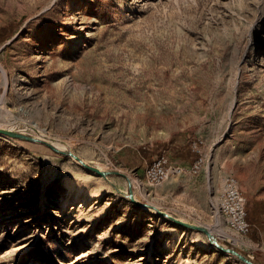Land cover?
<instances>
[{"label": "rangeland", "instance_id": "obj_1", "mask_svg": "<svg viewBox=\"0 0 264 264\" xmlns=\"http://www.w3.org/2000/svg\"><path fill=\"white\" fill-rule=\"evenodd\" d=\"M1 28L0 127L39 141L0 134V264H246L160 211L264 264V0H0ZM194 143L199 175L147 183ZM224 172L260 220L245 249Z\"/></svg>", "mask_w": 264, "mask_h": 264}, {"label": "built area", "instance_id": "obj_2", "mask_svg": "<svg viewBox=\"0 0 264 264\" xmlns=\"http://www.w3.org/2000/svg\"><path fill=\"white\" fill-rule=\"evenodd\" d=\"M197 159L189 164L176 163L169 154H162L145 168V180L149 185L158 186L173 176L194 177L199 175L205 165L206 158L203 147L198 143L192 145ZM133 182L136 178L131 175ZM219 212L226 221L229 232V243L240 249L247 247V239L251 232L248 220L247 197L240 186L238 178L224 172L220 178Z\"/></svg>", "mask_w": 264, "mask_h": 264}, {"label": "water", "instance_id": "obj_3", "mask_svg": "<svg viewBox=\"0 0 264 264\" xmlns=\"http://www.w3.org/2000/svg\"><path fill=\"white\" fill-rule=\"evenodd\" d=\"M0 134L2 135H5V136H8V137H11L13 139H18V140H25V141H31V142H38L39 140L33 138V137H30L28 135H25L23 133H20V132H15V131H12V130H8V129H4L2 127H0ZM52 149H54L56 152H59L61 154H66L64 151H61V150H58L56 147H54L53 145H50L48 144ZM75 159H77L78 161H80V163H82L84 166H86L87 168H89L90 170H93V171H96L97 173H99L100 175H110L111 173L109 172H102L100 169L98 168H94L92 166H89L87 165L83 160L79 159V157L75 156V155H72ZM116 174H119V175H122V176H125L126 178L129 179L130 181V186H131V189H130V197L132 199V202H134L135 204L141 206V207H148L147 204H144V203H141L139 201L136 200L135 198V194H134V189H133V179L130 175H128L127 173H123V172H115ZM160 213L163 215V216H166L168 218H170L171 220L175 221L177 224H180L182 226H185L189 229H194V230H197V231H201V232H204L206 233L210 239L213 241V243L216 244V246L220 247L221 249H223L226 253L228 254H231V255H234L236 257H238L241 261H243L244 263L246 264H255L252 259L250 258H247L246 256H244L243 254L239 253L237 250L235 249H231V248H225L223 246H220L218 244V242L213 238V235L212 233L206 229L205 227H202V226H199V225H193V224H190V223H187V222H184L178 218H175L167 213H164L162 211H160Z\"/></svg>", "mask_w": 264, "mask_h": 264}, {"label": "crops", "instance_id": "obj_4", "mask_svg": "<svg viewBox=\"0 0 264 264\" xmlns=\"http://www.w3.org/2000/svg\"><path fill=\"white\" fill-rule=\"evenodd\" d=\"M185 148H188V150H190V156L187 158H184L182 156H180V150H184ZM169 149H172L171 151L173 152V154L170 156L172 157V160L176 163H181V164H189L194 162L197 158V156L195 155V153L192 150V147H170ZM194 153V154H193ZM261 197H256V199L260 200ZM253 199V198H252ZM254 201V200H253ZM258 205H255L254 202L251 203V207L253 208V210H259L261 203L257 202ZM253 214H249L248 212V220L251 223V232L250 235H254L260 227V220L258 218H256V212L253 211ZM264 221V218H263Z\"/></svg>", "mask_w": 264, "mask_h": 264}, {"label": "bare ground", "instance_id": "obj_5", "mask_svg": "<svg viewBox=\"0 0 264 264\" xmlns=\"http://www.w3.org/2000/svg\"><path fill=\"white\" fill-rule=\"evenodd\" d=\"M78 29V28H77ZM82 30H86V28H82ZM86 37H85V32L83 31L82 32V34L81 35H79V40L76 42V44H75V46H76V48H78L79 46H80V43L82 42V40L83 39H85ZM77 181V180H76ZM74 185V184H73ZM71 187H72V183L71 182H69V183H67V188H69V189H71ZM79 190H81V191H87V193L89 194V191L90 190H88V187H86V184H85V182H80V184H79ZM91 193H92V195L91 196H95L96 195V193L97 192H94L93 190L92 191H90ZM89 199V198H88ZM55 202H58L59 200H54ZM60 202V201H59Z\"/></svg>", "mask_w": 264, "mask_h": 264}, {"label": "trees", "instance_id": "obj_6", "mask_svg": "<svg viewBox=\"0 0 264 264\" xmlns=\"http://www.w3.org/2000/svg\"><path fill=\"white\" fill-rule=\"evenodd\" d=\"M9 39H11V34H9V32L6 29L1 28L0 29V44L2 42H5V41L9 40ZM190 154L191 153H190V150H188V148H185L184 150L180 151V156H182L184 158L189 157ZM195 155L198 157V154L195 153Z\"/></svg>", "mask_w": 264, "mask_h": 264}]
</instances>
